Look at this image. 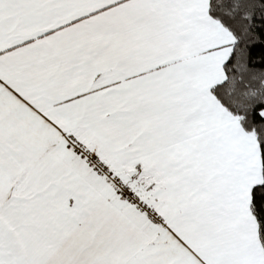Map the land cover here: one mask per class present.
Here are the masks:
<instances>
[{"label": "snow or ice", "instance_id": "1", "mask_svg": "<svg viewBox=\"0 0 264 264\" xmlns=\"http://www.w3.org/2000/svg\"><path fill=\"white\" fill-rule=\"evenodd\" d=\"M0 264H264V0H0Z\"/></svg>", "mask_w": 264, "mask_h": 264}]
</instances>
